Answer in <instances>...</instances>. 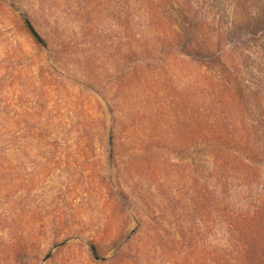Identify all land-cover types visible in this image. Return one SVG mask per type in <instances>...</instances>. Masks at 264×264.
Wrapping results in <instances>:
<instances>
[{"label":"rangeland","instance_id":"374dc122","mask_svg":"<svg viewBox=\"0 0 264 264\" xmlns=\"http://www.w3.org/2000/svg\"><path fill=\"white\" fill-rule=\"evenodd\" d=\"M220 58L260 77L264 0H0V264L209 260Z\"/></svg>","mask_w":264,"mask_h":264},{"label":"trees","instance_id":"16d2710c","mask_svg":"<svg viewBox=\"0 0 264 264\" xmlns=\"http://www.w3.org/2000/svg\"><path fill=\"white\" fill-rule=\"evenodd\" d=\"M218 61L215 68L209 67V74L218 75L206 80L202 92L204 144L216 180L202 213L207 226L217 224L218 245L209 260L200 263L194 246L181 241L191 248L182 263L264 264V64L259 66L260 77L253 79L247 66L240 71ZM152 240L155 244L156 238Z\"/></svg>","mask_w":264,"mask_h":264},{"label":"water","instance_id":"95a60500","mask_svg":"<svg viewBox=\"0 0 264 264\" xmlns=\"http://www.w3.org/2000/svg\"><path fill=\"white\" fill-rule=\"evenodd\" d=\"M49 257H50V255L46 256V258H45V259L47 260ZM95 258H96V256H95Z\"/></svg>","mask_w":264,"mask_h":264}]
</instances>
